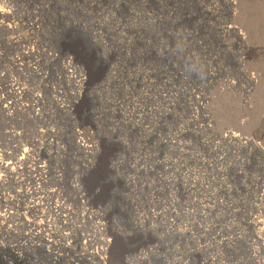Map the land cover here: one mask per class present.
<instances>
[{"label":"rangeland","instance_id":"obj_1","mask_svg":"<svg viewBox=\"0 0 264 264\" xmlns=\"http://www.w3.org/2000/svg\"><path fill=\"white\" fill-rule=\"evenodd\" d=\"M0 10V264H264V0Z\"/></svg>","mask_w":264,"mask_h":264},{"label":"bare ground","instance_id":"obj_2","mask_svg":"<svg viewBox=\"0 0 264 264\" xmlns=\"http://www.w3.org/2000/svg\"><path fill=\"white\" fill-rule=\"evenodd\" d=\"M132 13V12H131ZM130 13V14H131ZM134 13V12H133ZM136 14V13H135ZM0 16H4V11H2V10H0ZM135 19V18H134ZM133 22V21H132ZM4 27V26H3ZM232 27V26H231ZM234 29V28H233ZM231 30V29H230ZM241 38H243V36L241 37ZM25 48H24V53H23V55H26V56H29V55H31V51L30 50H28L27 48H26V46H24ZM262 48H260V50H261ZM264 49V48H263ZM262 49V50H263ZM261 53V52H260ZM71 69V67L69 66V62L67 61V63H66V67H65V70H67L66 72H69V70ZM75 68V67H74ZM69 69V70H68ZM72 70V69H71ZM72 72H73V70H72ZM70 74H73V75H75V73H77V72H73V73H71V71L69 72ZM73 78H75V77H73ZM76 78H78V79H81V81L82 80H84V79H82V76H78V74H77V76H76ZM11 86V88H10V90H11V92H12V94L14 95V97H18L20 94H21V92L23 91V89L21 88V86L19 85V84H17V83H13V84H11L10 85ZM144 87V86H143ZM148 87H149V85H148ZM143 90V89H142ZM145 90H146V88H145ZM147 91H149V90H147ZM150 92V91H149ZM154 93V92H153ZM141 94H143V93H141ZM152 94V93H151ZM144 95H145V93H144ZM147 95V94H146ZM153 95V94H152ZM151 96V95H150ZM145 98V97H144ZM148 98V97H147ZM144 100V99H143ZM146 103V102H145ZM150 103V102H149ZM154 104V103H153ZM153 104L151 105V106H153ZM150 105V104H149ZM144 106H146V105H144ZM142 107H143V105H142ZM144 108V107H143ZM138 109H139V107H138ZM148 109V108H147ZM146 109V110H147ZM151 109V108H150ZM152 109H154V108H152ZM142 110V109H141ZM145 110V109H144ZM137 112H138V110H137ZM142 112V111H141ZM139 113H140V111H139ZM146 113V112H145ZM159 113V112H158ZM143 114V113H142ZM149 114V113H148ZM157 114V113H156ZM153 115V114H152ZM146 116V115H145ZM156 116V115H155ZM264 119V118H263ZM148 121V120H147ZM150 121V120H149ZM153 122V121H152ZM148 130V129H147ZM180 133V132H179ZM170 135H172V134H170ZM233 135V134H232ZM170 138V137H169ZM229 138V137H228ZM168 138L166 137V140H167ZM230 139V138H229ZM233 139V138H232ZM169 141H170V139H169ZM173 141V140H172ZM223 141V140H222ZM80 143V145H82L83 144V142H81V140L79 141ZM171 142V141H170ZM169 142V143H170ZM175 143V142H174ZM173 143V144H174ZM167 145H170L171 146V144H167ZM83 147L85 146V145H82ZM86 147V146H85ZM34 181V183H36V181L37 180H33ZM162 181V180H161ZM163 182V181H162ZM168 182V181H167ZM35 186H36V184H34ZM37 187V186H36ZM33 192H34V190H33ZM159 203H160V201H159ZM159 205V204H158ZM202 207V206H201ZM60 208V207H59ZM164 209V208H163ZM169 210H170V208H168ZM155 210V209H154ZM162 210V209H161ZM258 210V209H257ZM164 211V210H163ZM161 212V211H160ZM257 212V211H256ZM259 212V211H258ZM151 213V212H150ZM261 213H263V220H264V211L262 210L261 212H259V214H261ZM152 215H153V213H152ZM154 215H155V213H154ZM157 216V215H156ZM159 216V215H158ZM160 217H161V214H160ZM169 218V217H168ZM171 218V217H170ZM160 219H162V218H160ZM163 220V219H162ZM251 220V219H250ZM254 220V219H253ZM252 221V220H251ZM170 222V221H169ZM252 225L254 226V227H256V226H258L259 224H258V222L257 221H252ZM253 227V228H254ZM263 227V226H262ZM97 228V227H96ZM100 228V227H99ZM40 231H44V232H46L47 231V229L45 230V229H43V228H40ZM43 232V233H44ZM42 233V232H41ZM43 236V235H42ZM41 236V237H42ZM46 237L48 236V235H45ZM44 236V237H45ZM43 237V238H44ZM85 239V238H84ZM87 240V239H86ZM35 243V242H34ZM39 243V242H38ZM65 245L67 246L68 244L67 243H65ZM34 246V245H33ZM106 247H110V249L112 250L114 247H113V243H110V242H105V244H104V247L103 248H101V249H99L100 250V254H102L103 255V257L102 258H99L100 260H101V262L100 263H98V264H104V254H106ZM53 250L54 249H52L51 251L50 250H48V251H50L49 253L51 254V256H59V254L58 253H56V252H53ZM56 250V249H55ZM112 255H113V252H112ZM98 258V257H97ZM113 260H114V258H113ZM112 263H114V261L112 262ZM72 264H74V263H72ZM116 264V263H115Z\"/></svg>","mask_w":264,"mask_h":264}]
</instances>
